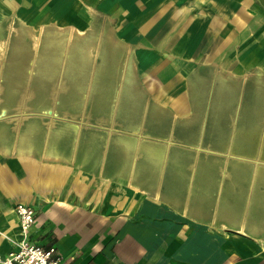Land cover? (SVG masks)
<instances>
[{"label": "crops", "instance_id": "0c3cea01", "mask_svg": "<svg viewBox=\"0 0 264 264\" xmlns=\"http://www.w3.org/2000/svg\"><path fill=\"white\" fill-rule=\"evenodd\" d=\"M18 204L63 264H264V0H0V258Z\"/></svg>", "mask_w": 264, "mask_h": 264}, {"label": "rangeland", "instance_id": "374dc122", "mask_svg": "<svg viewBox=\"0 0 264 264\" xmlns=\"http://www.w3.org/2000/svg\"><path fill=\"white\" fill-rule=\"evenodd\" d=\"M47 32H48V30H45L44 28H42V29H40V28L39 29H31V33L35 34L36 36H35V39L28 41V43H25V46L28 48V50L37 51V50H41L42 48H45V46H44L45 45V39H43L42 37L44 34H47ZM48 35H49V33H48ZM47 42H48V48H50L49 54L51 52H52V54H51V57L49 59H47L48 57L45 58V62L49 61L53 56H54V58L52 59V61L53 62L58 61L56 59V57L62 53L61 51H65V41L60 42V40H57V39L52 40L51 39V40H47ZM252 43H253V41H251V42L247 41L246 45H245L243 43L240 44V43L230 42L227 44V47L222 46V49L220 47L218 50L216 49V52H215L216 57L215 58H212L213 56L209 55L210 51L203 50L204 43H202L199 45V48H198L200 51L199 53L195 54V51H193L194 49H191V51H189L190 53H188V55H185V57L183 56L184 57L183 62L181 64H178L177 66L181 67V65H183L186 60H190V59L194 60L195 57H197L198 63L209 62V61L216 62L217 60H220V61H225V62L226 61L231 62L230 64H232L233 66L234 65H240L241 64L240 62L242 61V59L248 60V55L243 57L245 48H246V50L248 49L246 54L249 53L251 56H253L251 52H252V48L254 45ZM134 44L136 46L138 44V42L135 41ZM73 49L74 50L77 49V42H73ZM135 49H136V47H135ZM138 51H141V48H138ZM152 56L149 58L147 57L146 62L148 63V65L150 64L149 66L155 65L156 62H159L161 59V56H159V55L156 57H152ZM192 60H190V61H192ZM73 61H76V60L73 59ZM54 64L55 63H53V65ZM250 68L251 67H248L246 70H242L243 72L239 73L238 76L239 77H247V75L250 71ZM43 73H42V75H43L42 79L37 82V85H38V87H40L39 88L40 90H45L47 88V86L49 85L51 79H52V77L47 79V77ZM214 78H215V82L219 83V85H222V83H224V81H225L224 77L221 76L220 73H215ZM231 78L232 79L229 80L230 82L238 83L235 76H232ZM249 90L250 89H247L243 95V97H246L247 100H249L250 95H251V93H249ZM233 92L234 93H231V91H230L231 98H238L239 97V96H237L238 93H241V91L238 90V87L237 88L235 87V91H233ZM252 98H253V95L251 96V99ZM93 106H95V105L90 104L87 107V112H91L93 109H96V107H93ZM201 173H203L202 174L203 177L208 178V179H212L211 175L206 176V174H205L206 170H204V169L201 170Z\"/></svg>", "mask_w": 264, "mask_h": 264}, {"label": "built area", "instance_id": "2783aa9c", "mask_svg": "<svg viewBox=\"0 0 264 264\" xmlns=\"http://www.w3.org/2000/svg\"><path fill=\"white\" fill-rule=\"evenodd\" d=\"M21 237L14 241V248L5 257L0 258L1 264H63L54 246L42 247L30 241L29 229L35 222L33 209L25 204L15 207Z\"/></svg>", "mask_w": 264, "mask_h": 264}, {"label": "bare ground", "instance_id": "6f19581e", "mask_svg": "<svg viewBox=\"0 0 264 264\" xmlns=\"http://www.w3.org/2000/svg\"><path fill=\"white\" fill-rule=\"evenodd\" d=\"M21 234V233H20Z\"/></svg>", "mask_w": 264, "mask_h": 264}]
</instances>
